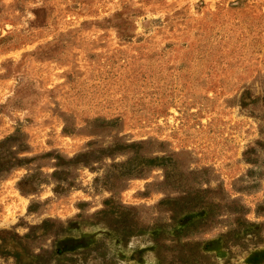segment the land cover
<instances>
[{"label":"rangeland","instance_id":"obj_1","mask_svg":"<svg viewBox=\"0 0 264 264\" xmlns=\"http://www.w3.org/2000/svg\"><path fill=\"white\" fill-rule=\"evenodd\" d=\"M0 264H264V0H0Z\"/></svg>","mask_w":264,"mask_h":264}]
</instances>
